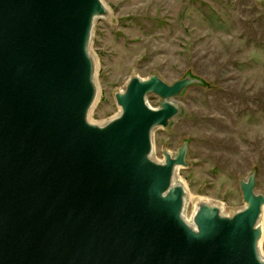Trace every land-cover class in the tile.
Instances as JSON below:
<instances>
[{"label":"water","instance_id":"obj_1","mask_svg":"<svg viewBox=\"0 0 264 264\" xmlns=\"http://www.w3.org/2000/svg\"><path fill=\"white\" fill-rule=\"evenodd\" d=\"M108 16L101 0H0V264H264L255 172L239 182L243 208L200 201L189 225L174 180L188 141L152 158L154 130L201 79L132 75L118 114L89 121L92 31Z\"/></svg>","mask_w":264,"mask_h":264},{"label":"rangeland","instance_id":"obj_2","mask_svg":"<svg viewBox=\"0 0 264 264\" xmlns=\"http://www.w3.org/2000/svg\"><path fill=\"white\" fill-rule=\"evenodd\" d=\"M101 1L110 15L92 31L97 99L90 122L118 114L115 93L132 75L156 73L171 84L190 74L203 84L175 98L181 114L152 134L160 161L188 141V165L176 172L188 197L184 214L202 200L226 214L243 208L239 182L252 172L264 193V0ZM147 101L159 107L158 96Z\"/></svg>","mask_w":264,"mask_h":264},{"label":"bare ground","instance_id":"obj_3","mask_svg":"<svg viewBox=\"0 0 264 264\" xmlns=\"http://www.w3.org/2000/svg\"><path fill=\"white\" fill-rule=\"evenodd\" d=\"M109 15H110V13H109ZM96 99H97V97H96ZM96 99H95V102H96ZM94 102V103H95ZM113 118V117H112ZM111 118H109V119H107V120H105V121H103V122H100V123H96V124H103V123H105V122H107L108 120H110ZM90 121V120H89ZM152 158L154 159V160H156V161H158V162H163V160H157V159H155L154 158V156H153V154H152ZM176 182L178 181L177 179H176V175H175V179H174ZM188 198V197H187ZM196 200V199H195ZM203 201V200H202ZM205 201V200H204ZM207 202H209V203H211V204H213V205H216V206H218L219 208H221L222 209V207H221V205L220 204H217V203H214V202H211V201H207ZM191 206H193V204H191ZM195 209H196V206H195V208L193 209V211H192V213L190 214V216H188V215H186V214H184V211H183V218H184V220L189 224V225H192V216H193V213H194V211H195ZM184 210H185V208H184ZM263 215H262V217H261V219L259 220V224H260V226H261V228H262V236H263V232H264V222H263Z\"/></svg>","mask_w":264,"mask_h":264}]
</instances>
